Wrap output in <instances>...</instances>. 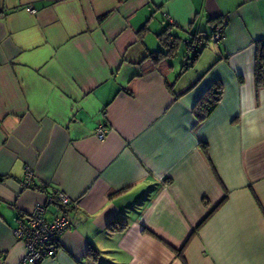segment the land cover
Masks as SVG:
<instances>
[{"label": "crops", "instance_id": "0c3cea01", "mask_svg": "<svg viewBox=\"0 0 264 264\" xmlns=\"http://www.w3.org/2000/svg\"><path fill=\"white\" fill-rule=\"evenodd\" d=\"M166 26L179 44L155 61ZM257 40L264 0H0V264H21L12 229L55 190L79 221L40 264H264Z\"/></svg>", "mask_w": 264, "mask_h": 264}, {"label": "built area", "instance_id": "2783aa9c", "mask_svg": "<svg viewBox=\"0 0 264 264\" xmlns=\"http://www.w3.org/2000/svg\"><path fill=\"white\" fill-rule=\"evenodd\" d=\"M33 10V8H30ZM223 27L215 26L209 35V41L218 42L223 37ZM201 39L189 40L185 44L189 50H194ZM107 129L100 125L95 134L103 139ZM35 173L26 168L21 185L29 187L32 184ZM57 203L61 208L60 214L47 218L46 207L49 203ZM79 204L77 198L69 196L62 190H55L47 197L45 202H36L28 214L24 215L12 229L15 239L24 245L25 253L22 263L40 264L43 260L54 258L59 250L62 234L71 230L78 224Z\"/></svg>", "mask_w": 264, "mask_h": 264}, {"label": "trees", "instance_id": "16d2710c", "mask_svg": "<svg viewBox=\"0 0 264 264\" xmlns=\"http://www.w3.org/2000/svg\"><path fill=\"white\" fill-rule=\"evenodd\" d=\"M105 17V15L101 16L99 20H102ZM169 26H166L161 32L157 34V37L159 39V42L161 43L163 50L152 52L151 56L155 61H158L161 56L165 54L172 55L174 52H176L177 47H178V38L174 35H172L169 32ZM210 35V34H209ZM209 35L205 39L209 41ZM195 39H201L200 37H196ZM192 40V41H193ZM202 43L199 44L192 52L194 53L192 57H189L188 55L185 56V62H184V67L191 66L193 61L195 60L197 56V52L199 49L200 45H203L205 41L203 39ZM254 74H255V82L257 85H264V40H257L256 41V55H255V68H254ZM209 95V101L206 104H201L200 101H198L194 107H193V112L195 114V117L197 118L198 121L204 120L210 113L211 111L215 108L217 103L221 99L222 95V86L218 83H213L206 91ZM203 144V143H202ZM203 152L207 154V145L203 144L202 145ZM224 200V199H223ZM222 200V201H223ZM222 201L218 204L220 205ZM215 206L214 210L218 207ZM211 214L208 213L205 218L196 226L195 230L200 227L204 223V221L209 217ZM193 230V231H195ZM183 249V247H182Z\"/></svg>", "mask_w": 264, "mask_h": 264}]
</instances>
